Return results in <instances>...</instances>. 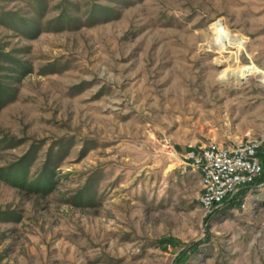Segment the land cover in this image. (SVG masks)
Instances as JSON below:
<instances>
[{"label":"rangeland","instance_id":"rangeland-1","mask_svg":"<svg viewBox=\"0 0 264 264\" xmlns=\"http://www.w3.org/2000/svg\"><path fill=\"white\" fill-rule=\"evenodd\" d=\"M245 66L264 0H0V264H264V144L210 213L185 159L264 140V78L221 83Z\"/></svg>","mask_w":264,"mask_h":264},{"label":"built area","instance_id":"built-area-1","mask_svg":"<svg viewBox=\"0 0 264 264\" xmlns=\"http://www.w3.org/2000/svg\"><path fill=\"white\" fill-rule=\"evenodd\" d=\"M263 144V139L251 138L226 148L211 143L187 153L185 159L200 177L198 203L205 212L229 205L260 177L258 154Z\"/></svg>","mask_w":264,"mask_h":264},{"label":"bare ground","instance_id":"bare-ground-1","mask_svg":"<svg viewBox=\"0 0 264 264\" xmlns=\"http://www.w3.org/2000/svg\"><path fill=\"white\" fill-rule=\"evenodd\" d=\"M213 38L211 42L208 44V48L211 50H215L217 52H224L229 50L230 48H238L242 49L243 43L235 36H232L228 33V31L221 26V24L214 23L213 24ZM262 76L264 78V73L257 70L252 66H245L242 68H238L237 70H230L225 75L221 77V83L228 84V82L232 79L236 81V84L243 80H246L251 76Z\"/></svg>","mask_w":264,"mask_h":264},{"label":"trees","instance_id":"trees-1","mask_svg":"<svg viewBox=\"0 0 264 264\" xmlns=\"http://www.w3.org/2000/svg\"><path fill=\"white\" fill-rule=\"evenodd\" d=\"M189 151H192V150H189ZM259 155H260V152H259L258 156H259ZM258 180H259V178L254 182V184H255ZM231 203H232V202H231ZM231 203H230V204H231ZM230 204H229V205H230ZM187 251H189V248H188ZM181 262H184V261L182 260Z\"/></svg>","mask_w":264,"mask_h":264}]
</instances>
